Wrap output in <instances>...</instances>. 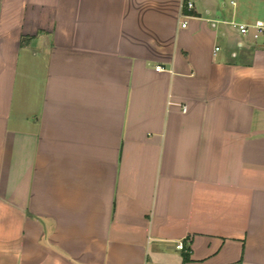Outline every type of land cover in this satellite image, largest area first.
<instances>
[{
    "label": "crops",
    "instance_id": "crops-1",
    "mask_svg": "<svg viewBox=\"0 0 264 264\" xmlns=\"http://www.w3.org/2000/svg\"><path fill=\"white\" fill-rule=\"evenodd\" d=\"M257 21L0 0V264H264V34L225 24Z\"/></svg>",
    "mask_w": 264,
    "mask_h": 264
},
{
    "label": "built area",
    "instance_id": "built-area-1",
    "mask_svg": "<svg viewBox=\"0 0 264 264\" xmlns=\"http://www.w3.org/2000/svg\"><path fill=\"white\" fill-rule=\"evenodd\" d=\"M186 9L193 10L194 9L193 3L188 2ZM225 24L232 26L242 36H247V35L251 34L254 39H258L260 36H262L264 34V22H261V21H257L251 25L239 24V23H235V22H225ZM184 26H185V24H183V27ZM216 50H218V48H216ZM157 69H160V68H157ZM177 248L179 250H184V245L182 243H179L177 245Z\"/></svg>",
    "mask_w": 264,
    "mask_h": 264
},
{
    "label": "trees",
    "instance_id": "trees-1",
    "mask_svg": "<svg viewBox=\"0 0 264 264\" xmlns=\"http://www.w3.org/2000/svg\"><path fill=\"white\" fill-rule=\"evenodd\" d=\"M187 259H188V257L186 256V257H185V260H187Z\"/></svg>",
    "mask_w": 264,
    "mask_h": 264
}]
</instances>
